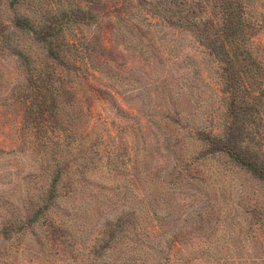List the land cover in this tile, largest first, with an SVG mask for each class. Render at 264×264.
Returning a JSON list of instances; mask_svg holds the SVG:
<instances>
[{"label": "rangeland", "instance_id": "374dc122", "mask_svg": "<svg viewBox=\"0 0 264 264\" xmlns=\"http://www.w3.org/2000/svg\"><path fill=\"white\" fill-rule=\"evenodd\" d=\"M16 2L0 0V264H264V183L198 139L232 126L264 164V0Z\"/></svg>", "mask_w": 264, "mask_h": 264}, {"label": "trees", "instance_id": "16d2710c", "mask_svg": "<svg viewBox=\"0 0 264 264\" xmlns=\"http://www.w3.org/2000/svg\"><path fill=\"white\" fill-rule=\"evenodd\" d=\"M16 1L18 0H11V6L15 3H18ZM229 19L227 18V21L225 20V22L222 24V29L224 30L225 35L229 31L230 33L234 31L233 26H230ZM14 25L21 31L32 32L37 37L36 40H38L39 42L49 41L50 43V40L52 39V32H50L51 26H49L47 29H44V25L40 26L39 24L38 28V24H36L37 26L34 25L30 18L18 17L15 19ZM47 51L48 56L51 57L52 60L57 63L60 62L59 65H62L60 52L56 51L55 48H52L51 46L47 48ZM211 52L217 54V56L219 55L218 57L221 61H226L229 64H232L230 63V61L232 60L227 57V55L229 54L227 46L212 45ZM223 132L224 134L221 136H206L205 133H200L198 139L201 141V143L204 142L206 146L214 148L215 153L226 154L234 163V165L243 169L254 179L264 183V164L262 163L261 165V162L258 161V156L256 154L251 155L249 151L242 149L238 145L234 137L232 126L230 127L229 125H226ZM214 152H212V154H214ZM255 210L256 209L249 210V214H253ZM167 258L169 257L167 256L165 259H163L162 262L158 261L154 264H167Z\"/></svg>", "mask_w": 264, "mask_h": 264}]
</instances>
